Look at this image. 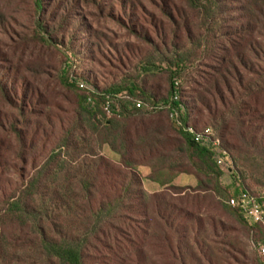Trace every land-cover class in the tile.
<instances>
[{
	"label": "trees",
	"instance_id": "1",
	"mask_svg": "<svg viewBox=\"0 0 264 264\" xmlns=\"http://www.w3.org/2000/svg\"><path fill=\"white\" fill-rule=\"evenodd\" d=\"M115 1L34 0L35 37L47 46L65 38L74 67L102 56L91 28L76 50L83 6L148 48L114 50L105 74L65 76L71 110L0 66V99L14 112H0V264H221L236 258V237L264 242V225L228 205L247 192L264 207L246 178L264 164V0H184L173 12L163 6V27L152 20L149 31L134 20V0ZM205 128L237 189L189 131ZM183 175L196 185H177Z\"/></svg>",
	"mask_w": 264,
	"mask_h": 264
},
{
	"label": "rangeland",
	"instance_id": "2",
	"mask_svg": "<svg viewBox=\"0 0 264 264\" xmlns=\"http://www.w3.org/2000/svg\"><path fill=\"white\" fill-rule=\"evenodd\" d=\"M115 2L117 5L112 8L115 10L116 18H121L127 24L128 21L121 14L118 15L119 1ZM134 2L138 10L136 14L134 13V20L138 25L146 27L147 31L152 28V20H155L157 25L162 24L163 27V20L166 21L163 6L173 12L175 7H182L184 4V0H134ZM77 15L75 22L80 23L81 29L78 31L79 36L75 39L76 50L82 52L83 47H86L82 44L85 43L84 39L89 37L88 30L91 28L102 38V56L100 54L97 56L99 65L97 62L91 65V62L88 61L82 65L83 67L72 66V63L67 59L68 48L65 49L60 45V41L65 39L60 34L57 39L58 45L47 46L40 43L34 34L37 22L34 0H0V54L2 55L0 66L6 68L7 72L16 68L18 72L23 73L32 84L39 88L51 104L65 111L71 110L77 101L71 88L62 84L61 80L65 76L71 82H76L75 76H80L81 72L85 70L105 74L112 70L107 60L110 59L109 54L115 56L114 50L122 52L128 46L140 47L142 51L148 49L142 41L129 35L128 30L115 17L109 14L103 15L92 5L81 7L80 10H77ZM86 58H83L84 61ZM0 112L4 115L14 113L9 105L3 103L1 99ZM205 144L209 146L208 142ZM212 151L219 157L220 154L215 148H212ZM228 168V160L224 159V170H226L224 183L230 186L231 190H235L238 186L227 171ZM251 170L253 171L252 174L246 173L247 184L252 192L264 196V164L259 163ZM142 172L144 177L148 174L147 170ZM177 185L195 186L196 181L193 177L183 175L178 179ZM144 187L149 193L161 190L158 185H151L148 181H145ZM235 241L238 249L234 253L236 258H230L227 263L221 264H262V260L256 251L255 240L251 236L240 235L238 238L236 237Z\"/></svg>",
	"mask_w": 264,
	"mask_h": 264
},
{
	"label": "built area",
	"instance_id": "3",
	"mask_svg": "<svg viewBox=\"0 0 264 264\" xmlns=\"http://www.w3.org/2000/svg\"><path fill=\"white\" fill-rule=\"evenodd\" d=\"M137 107H141L138 103ZM104 112L108 117L114 114L111 106V102H107L104 107ZM194 134V142L202 144L207 148H215L219 152V157L217 159V164L224 168V159L227 160L226 153L221 149V142L217 138L216 133L211 128H205L199 133L189 130ZM208 142L209 146L205 144ZM228 205L233 208H238L242 212L244 218L251 224H263L264 225V207L254 196L247 192H242L236 197H232L228 200ZM256 251L264 264V242H259L255 244Z\"/></svg>",
	"mask_w": 264,
	"mask_h": 264
}]
</instances>
